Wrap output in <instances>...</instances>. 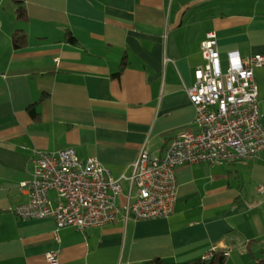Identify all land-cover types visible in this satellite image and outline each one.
I'll use <instances>...</instances> for the list:
<instances>
[{
    "label": "crops",
    "instance_id": "0c3cea01",
    "mask_svg": "<svg viewBox=\"0 0 264 264\" xmlns=\"http://www.w3.org/2000/svg\"><path fill=\"white\" fill-rule=\"evenodd\" d=\"M16 30L27 36L21 49ZM210 32L224 67L232 50L264 56V0H0V264H48L50 252L59 264L186 263L213 250L225 255L219 264L264 258V153L179 167L165 218L125 221L128 181L121 217L103 228L57 231L51 219L12 211L28 200L20 185L35 150L72 148L120 178L143 149L163 156L173 138L195 131L187 90ZM255 77L264 127V66Z\"/></svg>",
    "mask_w": 264,
    "mask_h": 264
},
{
    "label": "built area",
    "instance_id": "2783aa9c",
    "mask_svg": "<svg viewBox=\"0 0 264 264\" xmlns=\"http://www.w3.org/2000/svg\"><path fill=\"white\" fill-rule=\"evenodd\" d=\"M204 65L195 71L188 88L193 104L195 131L173 138L163 156L143 149L130 175L115 178L96 156L81 159L72 149L34 151L30 180L20 188L28 195L13 208L20 220L51 219L57 231L74 228L84 232L128 220H152L170 216L177 201L176 171L182 166L219 165L249 161L264 153V127L255 71L264 66L261 54L243 58L239 51L227 53L224 67L216 32L201 43ZM122 181L130 183L122 206ZM262 190V188H260ZM57 242H60L56 235ZM211 251L206 260L212 258ZM48 264H59L58 252L46 255Z\"/></svg>",
    "mask_w": 264,
    "mask_h": 264
},
{
    "label": "trees",
    "instance_id": "16d2710c",
    "mask_svg": "<svg viewBox=\"0 0 264 264\" xmlns=\"http://www.w3.org/2000/svg\"><path fill=\"white\" fill-rule=\"evenodd\" d=\"M17 3L19 4V7L17 8V18L24 19L26 17V9L22 5H20L21 2L18 1ZM68 41L71 43H76V39L71 35V33H69ZM26 43H27V36L22 34L21 31L16 30L13 33L14 48L21 49L26 45ZM224 261H225L224 254H214L213 257L208 260L196 259L186 263H174L163 259H156L147 264H219V263H223ZM254 264H264V258L258 259Z\"/></svg>",
    "mask_w": 264,
    "mask_h": 264
},
{
    "label": "bare ground",
    "instance_id": "6f19581e",
    "mask_svg": "<svg viewBox=\"0 0 264 264\" xmlns=\"http://www.w3.org/2000/svg\"><path fill=\"white\" fill-rule=\"evenodd\" d=\"M261 191H263V188H262V190Z\"/></svg>",
    "mask_w": 264,
    "mask_h": 264
}]
</instances>
